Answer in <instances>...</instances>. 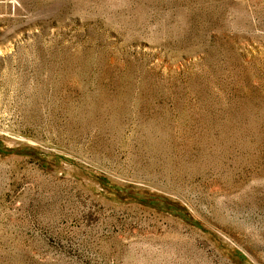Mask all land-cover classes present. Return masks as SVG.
<instances>
[{
  "label": "rangeland",
  "instance_id": "obj_1",
  "mask_svg": "<svg viewBox=\"0 0 264 264\" xmlns=\"http://www.w3.org/2000/svg\"><path fill=\"white\" fill-rule=\"evenodd\" d=\"M0 264H264V0H0Z\"/></svg>",
  "mask_w": 264,
  "mask_h": 264
}]
</instances>
